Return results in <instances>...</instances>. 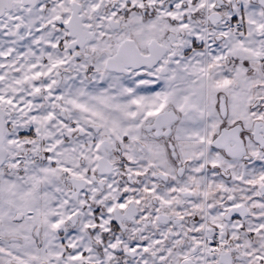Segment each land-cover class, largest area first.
<instances>
[{"label":"snow or ice","instance_id":"obj_1","mask_svg":"<svg viewBox=\"0 0 264 264\" xmlns=\"http://www.w3.org/2000/svg\"><path fill=\"white\" fill-rule=\"evenodd\" d=\"M0 264H264V0H0Z\"/></svg>","mask_w":264,"mask_h":264}]
</instances>
